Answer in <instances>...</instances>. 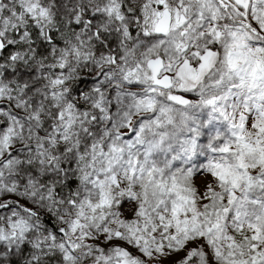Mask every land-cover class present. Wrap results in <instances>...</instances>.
<instances>
[{"label": "snow or ice", "instance_id": "6c2138e0", "mask_svg": "<svg viewBox=\"0 0 264 264\" xmlns=\"http://www.w3.org/2000/svg\"><path fill=\"white\" fill-rule=\"evenodd\" d=\"M0 264H264V0H0Z\"/></svg>", "mask_w": 264, "mask_h": 264}]
</instances>
